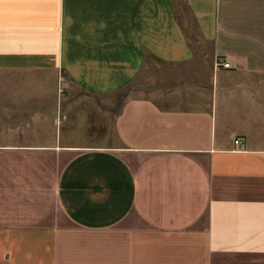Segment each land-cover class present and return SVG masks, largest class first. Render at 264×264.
Segmentation results:
<instances>
[{
	"label": "crops",
	"instance_id": "crops-1",
	"mask_svg": "<svg viewBox=\"0 0 264 264\" xmlns=\"http://www.w3.org/2000/svg\"><path fill=\"white\" fill-rule=\"evenodd\" d=\"M0 264H264V0H0Z\"/></svg>",
	"mask_w": 264,
	"mask_h": 264
},
{
	"label": "rangeland",
	"instance_id": "rangeland-1",
	"mask_svg": "<svg viewBox=\"0 0 264 264\" xmlns=\"http://www.w3.org/2000/svg\"><path fill=\"white\" fill-rule=\"evenodd\" d=\"M185 18L187 20V16ZM187 22L189 23L188 20H187ZM164 73H166V72H164ZM164 90L167 91L166 88ZM70 158L71 157L68 156V155L58 156V157H55L54 158L53 161H55V159H56V162H55V170H56L57 173H59L61 171L62 167L67 164V162L70 160ZM51 214H52V217H51V221L50 222L54 221L55 223L66 227V222L63 219L61 220V217L58 214V211H57L56 206H53L52 207V213ZM143 228H144L143 221L141 219L137 218V217H133L123 227V232L127 236H131L133 238H137V235H139L141 233V231L143 230ZM201 255H202L201 252L192 250V252H191V258H189V260H192V262L194 260H198ZM155 258H157V257H155Z\"/></svg>",
	"mask_w": 264,
	"mask_h": 264
},
{
	"label": "built area",
	"instance_id": "built-area-1",
	"mask_svg": "<svg viewBox=\"0 0 264 264\" xmlns=\"http://www.w3.org/2000/svg\"><path fill=\"white\" fill-rule=\"evenodd\" d=\"M216 67L217 68H223L225 70H230L231 69V66L229 64H225V63H221V62L217 63ZM235 145L236 146H241L242 142L238 140V141L235 142Z\"/></svg>",
	"mask_w": 264,
	"mask_h": 264
}]
</instances>
